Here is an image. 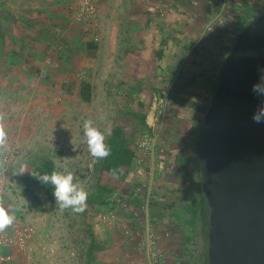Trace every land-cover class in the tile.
<instances>
[{
	"label": "rangeland",
	"instance_id": "obj_1",
	"mask_svg": "<svg viewBox=\"0 0 264 264\" xmlns=\"http://www.w3.org/2000/svg\"><path fill=\"white\" fill-rule=\"evenodd\" d=\"M220 2L101 0L96 29L78 21L67 0L63 2L67 9L60 46H73L75 55L63 60L60 74L47 83L50 88L40 92L42 98L48 96L53 102L28 106L26 144L17 149L18 153L3 155L14 156L15 161L20 155L19 166L28 167L48 156L62 173H71L73 182L88 193L95 183L96 161L83 135L86 120H92L102 131L110 129L111 134L119 117H131L137 105H150L147 124L155 135L135 134L138 157L134 168L124 180H112L114 194L107 205L88 209L91 231L84 224L83 212L62 210L55 198L41 196L42 210L16 222L36 230L26 264H208V221L197 220L191 226L184 223L186 219L179 212L184 207L191 212L195 193L190 159L197 146L193 134L195 113L202 110L203 116L206 112L207 108L199 103L201 96L205 92L213 95L208 87H214L219 67L240 32L244 19L239 18L245 16L246 6L256 12L264 10V0H229L221 22L215 20ZM87 44H94L97 49H86ZM155 52H162V56L156 57ZM82 83L92 86L89 103L81 99ZM156 88H162V92L154 91ZM164 91L168 93V105L157 145L174 153L183 152L184 157L175 162V157L171 159L169 152L164 151L157 156L154 171L149 163L147 177L139 179L138 144L145 136L154 140L160 130ZM183 108L188 110L180 116ZM171 110L175 112L172 114ZM175 114L177 118L171 121ZM186 133L189 136L182 137ZM196 133H201V119ZM199 141L200 137L196 143ZM155 179L160 182L158 197L153 189ZM169 188L176 192L168 202L184 200L185 206L155 203L156 198H169ZM134 193L132 201L139 197L141 207L130 205V195ZM153 203L173 208L166 210V217L154 218L150 212ZM178 214L181 219L176 223ZM92 235L98 247L89 257Z\"/></svg>",
	"mask_w": 264,
	"mask_h": 264
},
{
	"label": "water",
	"instance_id": "obj_2",
	"mask_svg": "<svg viewBox=\"0 0 264 264\" xmlns=\"http://www.w3.org/2000/svg\"><path fill=\"white\" fill-rule=\"evenodd\" d=\"M264 69V10L223 59L204 117L202 190L209 207L208 264H264V123L252 91Z\"/></svg>",
	"mask_w": 264,
	"mask_h": 264
},
{
	"label": "crops",
	"instance_id": "obj_3",
	"mask_svg": "<svg viewBox=\"0 0 264 264\" xmlns=\"http://www.w3.org/2000/svg\"><path fill=\"white\" fill-rule=\"evenodd\" d=\"M63 2L65 0H0V128L4 130V137L0 140V152L4 155L18 153L17 149L26 144L24 138L27 136L25 124L28 123L26 122L28 106L37 103L48 105L53 102V99L48 96L43 95L42 98L40 92L50 88L47 83L53 82L56 74H60L63 60L75 55L73 46L69 48H65L63 44L62 47L60 46V35L64 37L61 27L63 28V23L66 22L65 12L67 9ZM67 2L71 6V1L67 0ZM212 88L211 85L208 90H213ZM210 94L212 92L209 95L205 92L201 96L199 103L203 109L208 108ZM186 109L183 108L181 111L183 113L179 112V115H185L184 113L188 110ZM171 112L173 114L175 110H171ZM201 113L202 110L195 113L196 130L200 119L201 128L204 123L206 112L203 116ZM177 114L171 116V121L177 118ZM196 130L193 132L196 139L195 145L198 144L196 141L201 134L196 133ZM176 132L179 133L178 130ZM184 136H189V133L182 135V137ZM167 149L164 147L165 153L168 151L171 159L175 157V162L184 157L182 156L183 152L174 153L175 151ZM19 158L20 155L17 156V161L6 169L5 185L8 184V186H5L6 191L0 201V206L7 205L11 209L10 214L15 216L14 223L4 230L7 234L12 233L17 220L22 216L25 217L33 211L42 210L43 207L41 194L31 181V167H28L27 164L19 166ZM22 166L26 168L24 174L19 171ZM159 183L158 180H154L153 189L157 197L161 196L157 194ZM8 187L11 188L8 189ZM175 192L176 190L172 188L167 189V193H170L169 198L155 197V203H170L168 199L172 201V197H174L172 195ZM181 192L184 191L181 190ZM129 200H133L132 194ZM18 201L21 205L18 204ZM186 203L181 200L179 203L173 201L170 204L185 206ZM158 204L153 203L150 207L152 216L154 218L166 217V210L168 211L169 207ZM179 209L183 219H186L184 221H187L189 210L185 207ZM176 219V223L181 219L179 214ZM34 238L25 253L6 249L0 264H26L30 249L33 247V243L35 244Z\"/></svg>",
	"mask_w": 264,
	"mask_h": 264
},
{
	"label": "trees",
	"instance_id": "obj_4",
	"mask_svg": "<svg viewBox=\"0 0 264 264\" xmlns=\"http://www.w3.org/2000/svg\"><path fill=\"white\" fill-rule=\"evenodd\" d=\"M247 10L245 12V16H241L239 19H244L240 31H242L248 24L252 22V20L260 13L256 12L253 7L246 6ZM236 40V39H235ZM235 42V41H234ZM86 49L96 50L97 46L94 44H87L85 46ZM156 57L162 56V52H155ZM138 71V70H137ZM216 81H214V89L216 90ZM148 85H146L147 91L149 93ZM150 88V87H149ZM162 92V88H156L154 91ZM81 99L89 103L92 99V86L88 83H82L80 90ZM209 105H207L208 107ZM150 105L140 104L137 105L135 112H133L132 116H123L119 117L112 129L109 137L105 138V144L110 149V155L103 159L95 158L94 164V174L93 180L95 181L94 185L90 192H88V199L86 202V208L83 211L84 214V224L86 227L93 229L92 221L89 222L90 211L88 209H96L100 206L107 205V200L114 194V189L112 188V180H124L131 173L134 168V161L138 157V149L135 144V134L136 133H144L148 132L149 134H153L154 129L151 128L147 124V116L150 111ZM203 129L204 123L201 128V136L200 141L198 142L194 154L191 158V168L193 169V186L194 194L192 193L191 199V212L189 220L184 223H189L191 226L195 224L198 220L203 219L204 221H208L209 226V207L207 205L204 192L202 190V178L200 174V149L203 140ZM155 135V132H154ZM153 135V136H154ZM52 171L62 172L56 163L48 156H42L39 158V161L33 166H31V174L37 173H51ZM31 181L34 186L38 189V192L41 196H45L47 198L53 199L54 196L52 194V190L46 188L41 185L38 180L31 176ZM132 195H135L132 194ZM134 198V197H133ZM132 207H141L140 198L135 197V200L130 203ZM173 206H169V209H172ZM91 234H93L91 232ZM98 244L96 240H94L93 235L91 236V244L89 246V257H92L95 253ZM88 257V258H89ZM92 263V261L90 262Z\"/></svg>",
	"mask_w": 264,
	"mask_h": 264
},
{
	"label": "built area",
	"instance_id": "obj_5",
	"mask_svg": "<svg viewBox=\"0 0 264 264\" xmlns=\"http://www.w3.org/2000/svg\"><path fill=\"white\" fill-rule=\"evenodd\" d=\"M71 9L75 13L78 21L87 26L88 28H97L100 18L101 0H70ZM229 0H221L220 5H218L219 14L216 17V21L222 22L223 10ZM163 99H161V104L163 107V113H161L160 120L158 121L161 125L159 132L154 136V140L145 136L139 141V149L141 156L139 157V167L136 175L139 179H144L147 177L146 167L150 163L152 167V172L154 171L157 156L164 152L159 145H157L159 139V134L165 123V115L167 110L168 93L163 92ZM15 162L14 156H4L0 152V201L4 195L5 186V172L7 167ZM151 187V186H149ZM146 198V196H145ZM150 194L147 196L146 204L149 206ZM151 205V204H150ZM36 235V230L33 227L27 226L22 223H18L14 226L11 234H7L4 231H0V262L3 260V254L6 249H14L19 253H25L29 248V243Z\"/></svg>",
	"mask_w": 264,
	"mask_h": 264
},
{
	"label": "clouds",
	"instance_id": "obj_6",
	"mask_svg": "<svg viewBox=\"0 0 264 264\" xmlns=\"http://www.w3.org/2000/svg\"><path fill=\"white\" fill-rule=\"evenodd\" d=\"M260 81L253 85L252 91L258 96L264 98V69H261ZM252 120L261 124L264 123V99L258 105L256 111L253 113ZM110 134V129L101 130L94 126L92 120H86L83 124V135L86 138L88 151L90 155L97 159H103L110 155V149L105 144L106 135ZM4 137V130L0 128V140ZM20 173L26 172L25 167L20 168ZM39 183L46 188L52 190L56 204L60 209L71 208L73 211L79 213L86 208L88 193L77 184H75L74 177L71 173L64 174L59 171H52L51 173H37L31 174ZM11 209L5 205L0 206V231L6 230L15 221V216L10 214Z\"/></svg>",
	"mask_w": 264,
	"mask_h": 264
}]
</instances>
